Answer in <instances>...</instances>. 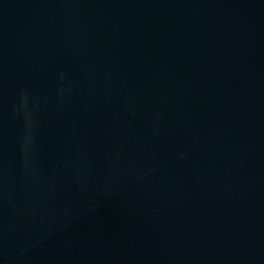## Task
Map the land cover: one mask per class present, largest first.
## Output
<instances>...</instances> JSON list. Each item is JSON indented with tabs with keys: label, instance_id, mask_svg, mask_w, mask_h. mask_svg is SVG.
Returning <instances> with one entry per match:
<instances>
[{
	"label": "water",
	"instance_id": "95a60500",
	"mask_svg": "<svg viewBox=\"0 0 264 264\" xmlns=\"http://www.w3.org/2000/svg\"><path fill=\"white\" fill-rule=\"evenodd\" d=\"M0 264H264V0H0Z\"/></svg>",
	"mask_w": 264,
	"mask_h": 264
}]
</instances>
